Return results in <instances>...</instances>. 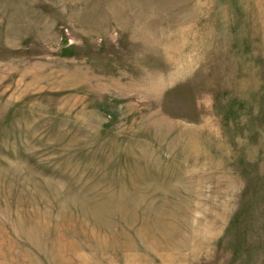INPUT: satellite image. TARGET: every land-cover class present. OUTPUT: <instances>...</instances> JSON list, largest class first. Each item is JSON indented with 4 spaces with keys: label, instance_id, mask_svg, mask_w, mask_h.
I'll return each mask as SVG.
<instances>
[{
    "label": "rangeland",
    "instance_id": "374dc122",
    "mask_svg": "<svg viewBox=\"0 0 264 264\" xmlns=\"http://www.w3.org/2000/svg\"><path fill=\"white\" fill-rule=\"evenodd\" d=\"M0 264H264V0H0Z\"/></svg>",
    "mask_w": 264,
    "mask_h": 264
}]
</instances>
